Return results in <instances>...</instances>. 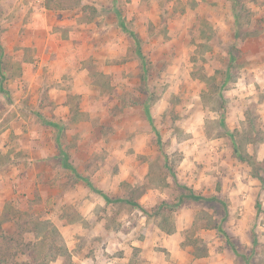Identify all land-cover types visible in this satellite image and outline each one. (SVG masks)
I'll use <instances>...</instances> for the list:
<instances>
[{"label": "rangeland", "instance_id": "1", "mask_svg": "<svg viewBox=\"0 0 264 264\" xmlns=\"http://www.w3.org/2000/svg\"><path fill=\"white\" fill-rule=\"evenodd\" d=\"M114 2L58 82L46 1L0 0V264H264V0Z\"/></svg>", "mask_w": 264, "mask_h": 264}, {"label": "crops", "instance_id": "2", "mask_svg": "<svg viewBox=\"0 0 264 264\" xmlns=\"http://www.w3.org/2000/svg\"><path fill=\"white\" fill-rule=\"evenodd\" d=\"M88 1H92V0H88ZM96 1L100 2V6L104 9L105 8L108 9V11H110V9L112 8V11H114V13L111 12L112 14H110V16H105V17L98 16L95 17L94 20L87 21L85 20L81 7L73 10H65V11L64 10L52 11L44 8L46 13L44 14L39 13V14L47 18L46 19L47 24L42 26H37L33 24V26L35 27L34 30L35 35H33V31L32 33L30 32L29 34L30 40L27 39L25 42L22 43L25 44V46L28 45L31 46L35 51H37L38 54L42 55L44 58L47 59V62H49L50 60L49 57L51 56V54H54L56 50H58L55 48V46L52 48V42L50 43V41L54 40V38L59 39V41H64L60 43H65V45L69 49L68 51L69 53L64 52L65 50L63 51V48H59L60 51L59 52L57 51V53L61 57V60H63L65 63L61 69L57 70L54 66V62H51L50 66L48 67V71H50V68L51 69L54 68L52 70H55L54 77H51L54 78L52 80H56L57 78L58 82H61L62 75L68 73L70 69L72 71L69 72L72 73L73 77H76L78 75V72L82 66L79 63L74 64L72 63L73 61L70 62L66 58L68 57V55L69 56L73 55V59H75V61L78 62L77 56H83V53H86L87 49L91 48V44H89V41L93 40V36L94 38H98V39H106L107 33L115 36V38H117V34H120L121 31L117 26V20H118L117 6H119L118 2H114V0H100V1L96 0ZM126 5L128 8H134V0H131V3L126 2ZM103 18L105 19L103 25L98 26L99 21ZM107 24H110L108 25L109 27H107ZM119 50H121V48ZM108 53H112V54L114 53L113 55H116L117 53L115 46H112V48H110V51ZM47 54L49 55V57L47 56ZM47 62L45 63L43 61L39 64V67H37L38 73L41 72L43 73L44 64H47ZM20 67L22 69L23 77H25L26 74H31L30 73L31 71L32 72L35 71L34 70L35 65L33 64V62L32 63L22 62V66L20 63ZM82 73L83 71L80 72V75ZM60 96H63L61 95V92H60Z\"/></svg>", "mask_w": 264, "mask_h": 264}, {"label": "trees", "instance_id": "3", "mask_svg": "<svg viewBox=\"0 0 264 264\" xmlns=\"http://www.w3.org/2000/svg\"><path fill=\"white\" fill-rule=\"evenodd\" d=\"M81 1L82 0H46V6H45V8L46 9H48V10H52V11H56V10H66V9H71V8H73V7H81L82 6V11H83V14H84V17H85V20H87V21H91V20H93V18L92 17H86V14H87V12L88 11H90V10H94V8L92 7V6H90V5H88V4H84V5H81L80 3H81ZM149 115V114H148ZM231 137H234L232 134H231ZM236 146V145H235ZM61 155L63 156V158H64V166L65 167H67V168H72V167H70L68 164H67V162H66V160H67V158H66V153H65V151H61ZM240 159L241 160H245L246 158H243V157H240ZM250 161L252 162V160H251V158H250ZM79 179L80 180H82V181H84L90 188H91V190L92 191H94V192H96V193H98V194H101L106 200H107V202L108 203H112V202H121L122 200H112V199H110L107 195H105L102 191H99L98 189H96L89 181H88V179H86L85 177H83V176H80L79 175ZM261 180H263V179H261ZM190 194H192V191L190 192ZM188 199H194V200H202V199H204L205 200V197H203V196H195V197H187ZM183 200H184V198H183ZM182 201V200H181ZM130 204H132V205H134V206H138V204L137 203H134V202H132V201H128ZM168 205V203L167 202H163L162 203V206H167ZM58 234V233H57ZM16 264H18V263H16ZM44 264H48V263H44Z\"/></svg>", "mask_w": 264, "mask_h": 264}, {"label": "built area", "instance_id": "4", "mask_svg": "<svg viewBox=\"0 0 264 264\" xmlns=\"http://www.w3.org/2000/svg\"><path fill=\"white\" fill-rule=\"evenodd\" d=\"M46 0H33V3H35L37 6L41 7V5H44Z\"/></svg>", "mask_w": 264, "mask_h": 264}]
</instances>
